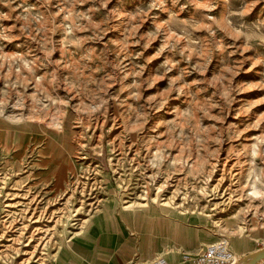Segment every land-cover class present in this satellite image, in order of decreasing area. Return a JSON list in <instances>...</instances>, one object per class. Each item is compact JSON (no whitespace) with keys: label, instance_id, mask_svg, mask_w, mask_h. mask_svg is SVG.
I'll return each mask as SVG.
<instances>
[{"label":"rangeland","instance_id":"rangeland-1","mask_svg":"<svg viewBox=\"0 0 264 264\" xmlns=\"http://www.w3.org/2000/svg\"><path fill=\"white\" fill-rule=\"evenodd\" d=\"M108 206L176 218L147 264L264 249V0H0V264H79L93 226L108 258Z\"/></svg>","mask_w":264,"mask_h":264},{"label":"crops","instance_id":"crops-1","mask_svg":"<svg viewBox=\"0 0 264 264\" xmlns=\"http://www.w3.org/2000/svg\"><path fill=\"white\" fill-rule=\"evenodd\" d=\"M161 214L163 215V213ZM175 219L176 218L166 215H163L160 218L153 217L151 219L147 217L132 222L134 225L130 227L127 221L122 218L116 210L111 209L108 206V209L98 214L97 222H99L102 229L101 245L107 250V252H109V257L104 258L99 256V253L95 252L94 249L88 245V240L86 241V238L90 239L97 236L99 230L96 226L91 227L88 234L82 235L79 233L72 238L74 241L70 245V253L79 264H147L152 258L155 250L154 239L163 233L162 224L170 226V230L174 229L172 226L174 225ZM112 235H115L116 238V246L119 249L117 252L112 251V248L109 246ZM133 236L138 239L139 243L138 258L132 257L134 246L130 242L129 237ZM210 240L211 238L207 236L206 233L193 230V232H190L189 234L190 246L188 247V252H182L179 258L175 253L168 255L176 256L177 264H190L189 262H183L182 255H195L202 250L205 247L203 245L210 242ZM249 245L250 241L246 236H238L232 239V252L237 256H240V253L248 249ZM171 257L172 256H169V259ZM164 258L169 264H174L167 256ZM172 258L173 261L174 257ZM127 259L129 263L126 261ZM57 264H62L61 258H58ZM262 264H264V262Z\"/></svg>","mask_w":264,"mask_h":264},{"label":"built area","instance_id":"built-area-1","mask_svg":"<svg viewBox=\"0 0 264 264\" xmlns=\"http://www.w3.org/2000/svg\"><path fill=\"white\" fill-rule=\"evenodd\" d=\"M183 262L190 264H231L233 253L226 239L205 246L195 255H182ZM152 264H169L163 256H158Z\"/></svg>","mask_w":264,"mask_h":264},{"label":"water","instance_id":"water-1","mask_svg":"<svg viewBox=\"0 0 264 264\" xmlns=\"http://www.w3.org/2000/svg\"><path fill=\"white\" fill-rule=\"evenodd\" d=\"M264 255V249L256 252V253H253L252 255L248 256V259L250 260L249 261V264H253L255 263L257 260H259L262 256Z\"/></svg>","mask_w":264,"mask_h":264},{"label":"bare ground","instance_id":"bare-ground-1","mask_svg":"<svg viewBox=\"0 0 264 264\" xmlns=\"http://www.w3.org/2000/svg\"><path fill=\"white\" fill-rule=\"evenodd\" d=\"M248 191H249L250 196H257V195L259 196V195H261V193L259 192L258 188L255 186L254 182L251 184V186H250ZM233 261H234V255H233L232 263H233ZM240 264H243V263H240Z\"/></svg>","mask_w":264,"mask_h":264}]
</instances>
